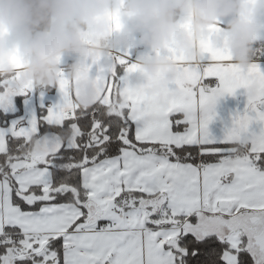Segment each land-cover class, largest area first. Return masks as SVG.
Here are the masks:
<instances>
[{"label":"snow or ice","instance_id":"obj_1","mask_svg":"<svg viewBox=\"0 0 264 264\" xmlns=\"http://www.w3.org/2000/svg\"><path fill=\"white\" fill-rule=\"evenodd\" d=\"M221 31L199 61L170 45L178 75L156 96L130 86L140 69L122 49L84 69L90 107L61 73L59 103L15 117L34 87L0 77V264H264V42L241 68ZM241 88L218 139L215 106Z\"/></svg>","mask_w":264,"mask_h":264},{"label":"clouds","instance_id":"obj_2","mask_svg":"<svg viewBox=\"0 0 264 264\" xmlns=\"http://www.w3.org/2000/svg\"><path fill=\"white\" fill-rule=\"evenodd\" d=\"M215 27L222 28L216 45L247 68L264 41V0H0V77L50 90L68 73L80 79L81 106L90 107L99 93L86 66L140 45L151 54L139 57L140 71L129 83L156 96L178 75L179 65L166 58L168 47L199 61V45ZM67 57L74 62L66 68ZM250 91L254 95L255 86Z\"/></svg>","mask_w":264,"mask_h":264},{"label":"crops","instance_id":"obj_3","mask_svg":"<svg viewBox=\"0 0 264 264\" xmlns=\"http://www.w3.org/2000/svg\"><path fill=\"white\" fill-rule=\"evenodd\" d=\"M211 30L212 29H210V33H211ZM207 38L202 42H205ZM122 50H130L131 52L130 62L131 63H136L140 56H147L151 54V51L149 49H146L140 45H138L135 49H122ZM13 62L16 65V63L20 62V60H16V61L13 60ZM72 62H74V58L67 57L65 59V67L67 68ZM43 91L47 93H51V96H47L45 99L46 103H51L49 99L57 95L58 88L54 87V88H51L50 90H37L34 88V90L28 96H25L24 99L22 100L24 113H22L23 116H20L19 118H30L33 113H35L38 116V113H37L38 108L41 106L38 105L37 99H38L39 93ZM247 101H248L247 90L243 88L238 89L235 95H228V96H225L219 99L215 106V119L209 124L210 133L218 139L222 138L225 134L226 127L230 126L231 124L232 117L237 112H243V110L247 106ZM14 105H15V110H16L15 101H14ZM44 108H47V107H44Z\"/></svg>","mask_w":264,"mask_h":264},{"label":"rangeland","instance_id":"obj_4","mask_svg":"<svg viewBox=\"0 0 264 264\" xmlns=\"http://www.w3.org/2000/svg\"><path fill=\"white\" fill-rule=\"evenodd\" d=\"M47 96H51V93H47L45 91L39 93V96H38V99H37L39 106L49 108L52 105L60 102L61 96H60L59 91H58V93H57V95L55 97H51L49 99L51 103H46L45 99H46Z\"/></svg>","mask_w":264,"mask_h":264},{"label":"trees","instance_id":"obj_5","mask_svg":"<svg viewBox=\"0 0 264 264\" xmlns=\"http://www.w3.org/2000/svg\"><path fill=\"white\" fill-rule=\"evenodd\" d=\"M24 97L25 96H17L16 98H15V104H16V110H15V113H14V116L15 117H20V116H23V114L22 113H24V111H23V105H22V100L24 99ZM46 110H47V108H44V107H39L38 108V117L39 116H43L45 113H46Z\"/></svg>","mask_w":264,"mask_h":264},{"label":"built area","instance_id":"obj_6","mask_svg":"<svg viewBox=\"0 0 264 264\" xmlns=\"http://www.w3.org/2000/svg\"><path fill=\"white\" fill-rule=\"evenodd\" d=\"M259 46H260V44L258 45V47H259ZM258 47H257V48H258Z\"/></svg>","mask_w":264,"mask_h":264},{"label":"water","instance_id":"obj_7","mask_svg":"<svg viewBox=\"0 0 264 264\" xmlns=\"http://www.w3.org/2000/svg\"><path fill=\"white\" fill-rule=\"evenodd\" d=\"M226 23V22H225Z\"/></svg>","mask_w":264,"mask_h":264}]
</instances>
